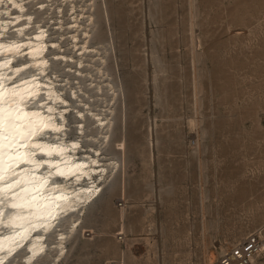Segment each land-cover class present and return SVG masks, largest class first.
Instances as JSON below:
<instances>
[{
    "label": "rangeland",
    "instance_id": "1",
    "mask_svg": "<svg viewBox=\"0 0 264 264\" xmlns=\"http://www.w3.org/2000/svg\"><path fill=\"white\" fill-rule=\"evenodd\" d=\"M91 13L119 167L58 264H210L264 240V0H93Z\"/></svg>",
    "mask_w": 264,
    "mask_h": 264
},
{
    "label": "bare ground",
    "instance_id": "2",
    "mask_svg": "<svg viewBox=\"0 0 264 264\" xmlns=\"http://www.w3.org/2000/svg\"><path fill=\"white\" fill-rule=\"evenodd\" d=\"M92 1L3 0L0 3V84L7 88L19 85L21 90L37 91L45 98L51 94L52 99L43 109L30 106L27 110L49 115L47 107L54 108L51 115L62 131H49L43 142H58L65 149L63 159L80 176V179L76 175L54 177L60 188L53 191L50 181L41 191L31 192L29 199L32 195L38 197L31 208L13 209L9 206L13 191L8 192L7 199L0 193V201H4L0 203V247L4 249L0 251V264H58L67 252L70 236L78 228L83 233L86 231L83 218L118 170V156L108 147L114 123L116 89L108 78L105 79L108 76L104 69L105 53L91 42ZM42 10L44 14L39 16L37 12ZM16 45L20 46L19 51ZM95 59L97 63L92 65ZM5 61L10 63L5 66ZM86 64H91L95 80ZM16 69L21 71L17 73ZM83 78H86L85 86L82 85ZM103 87L106 96L102 94ZM89 88L93 89V95L87 92ZM53 159L61 160L62 157L54 156ZM60 166L64 167V164ZM29 167L21 165L17 172L23 177L21 169ZM46 168H40L35 176L40 177ZM0 187H3L2 182ZM89 189L93 190L89 192ZM14 191L19 192L20 187ZM61 196H66L67 201L60 199L53 203L54 198ZM56 203L59 208L55 207ZM49 212L56 218L52 219ZM15 213L29 216L30 223L37 225L24 239L17 237L18 244L4 240V237L14 235L3 225ZM119 230L116 234L124 232L123 224ZM90 231L93 233L92 229ZM8 248L13 249L11 254ZM255 257L251 263L259 264L256 259L260 255Z\"/></svg>",
    "mask_w": 264,
    "mask_h": 264
},
{
    "label": "snow or ice",
    "instance_id": "3",
    "mask_svg": "<svg viewBox=\"0 0 264 264\" xmlns=\"http://www.w3.org/2000/svg\"><path fill=\"white\" fill-rule=\"evenodd\" d=\"M0 3H3V0H0ZM13 6L20 7L19 5ZM21 10L23 9L21 8ZM15 47L19 51L20 46L16 45ZM8 50L11 51V48ZM8 63L10 61H5V66ZM20 71L21 69H16L17 73ZM23 83L28 84L29 82L24 81ZM51 99V94L45 98L40 96L37 91L21 90L19 85L14 84L11 88H7L4 84H0V182L3 183V187H0V193L7 199L8 192L13 191L12 202L9 205L13 209L31 208L38 197L32 195L29 199V194L46 188L50 181L53 191L60 188V185L53 179L54 177L67 178L76 175V178L80 179L76 171L68 166V161L63 159L65 149L58 142L51 144L43 142V138L48 135L49 131H62V128L57 126L55 118L51 115L54 108L52 106L47 107L49 115H44L41 111L27 110L30 106L43 109L44 105ZM54 156H60L62 159L55 160L53 159ZM61 163L64 164V167L60 166ZM92 163L95 164L96 161ZM21 165L30 166L21 169L24 172L23 177L17 172ZM44 166H47L46 171L37 178L35 173ZM74 167L78 168L79 166ZM22 185H32V187ZM18 186L20 191L15 192L14 190ZM93 189L88 191L91 192ZM39 198L43 199V197ZM60 199L67 201L66 196H61L54 198L53 203ZM2 202L4 201H0V203ZM55 207L59 208L60 205L56 203ZM29 215L33 214L29 213ZM48 215L52 219L56 218L51 212ZM21 221L28 223H19ZM3 226L13 231L14 235L4 237L5 241L13 244H18L17 237L24 239L30 230L37 227L36 224L30 223L29 216L21 213L11 214ZM17 228H21L23 231L17 232ZM3 250L0 247V251ZM12 250V248L7 249L9 254Z\"/></svg>",
    "mask_w": 264,
    "mask_h": 264
},
{
    "label": "built area",
    "instance_id": "4",
    "mask_svg": "<svg viewBox=\"0 0 264 264\" xmlns=\"http://www.w3.org/2000/svg\"><path fill=\"white\" fill-rule=\"evenodd\" d=\"M118 206H122L119 202ZM119 240L122 237H118ZM264 248V240L256 234H249L227 249L210 264H251V259Z\"/></svg>",
    "mask_w": 264,
    "mask_h": 264
},
{
    "label": "water",
    "instance_id": "5",
    "mask_svg": "<svg viewBox=\"0 0 264 264\" xmlns=\"http://www.w3.org/2000/svg\"><path fill=\"white\" fill-rule=\"evenodd\" d=\"M18 188H19V186L16 189H18Z\"/></svg>",
    "mask_w": 264,
    "mask_h": 264
}]
</instances>
